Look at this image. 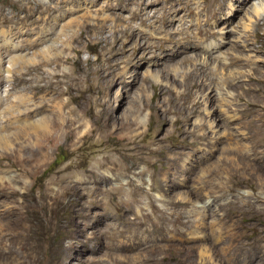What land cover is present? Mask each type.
Wrapping results in <instances>:
<instances>
[{"label": "rangeland", "instance_id": "obj_1", "mask_svg": "<svg viewBox=\"0 0 264 264\" xmlns=\"http://www.w3.org/2000/svg\"><path fill=\"white\" fill-rule=\"evenodd\" d=\"M259 2L0 0V264H264Z\"/></svg>", "mask_w": 264, "mask_h": 264}, {"label": "bare ground", "instance_id": "obj_2", "mask_svg": "<svg viewBox=\"0 0 264 264\" xmlns=\"http://www.w3.org/2000/svg\"><path fill=\"white\" fill-rule=\"evenodd\" d=\"M250 1H252V0H243V3H248V2H250ZM59 2V1H58ZM259 4V6H264V4L262 3V4H260V2L258 3ZM260 8L261 7H258V6H256V5H253V12H254V14H255V16H258L259 14V10H260ZM2 9V8H1ZM45 9H43L42 8V11H44ZM33 11V10H32ZM47 11V10H46ZM50 11V10H49ZM29 12V11H28ZM27 12V13H28ZM45 12V11H44ZM41 13V12H40ZM32 14V13H31ZM41 15V14H40ZM22 22V20L20 19V18H17L16 17V19H13V18H11V17H9V16H6L5 14H4V12L2 13L1 12V10H0V27H2V26H4V25H6V24H11L12 26H13V24H20ZM31 23V22H30ZM8 26H10V25H8ZM246 26V25H245ZM249 26V25H248ZM14 27V26H13ZM29 27H30V25H29ZM34 28V27H33ZM245 28V27H244ZM249 28V27H248ZM9 29V28H8ZM3 30V29H1L0 30V57L2 56V54L5 52V51H8V50H11V49H14V48H17V46H15V44L13 43V42H11V38H15V37H17L18 35H19V29H13V28H10V30ZM247 29V28H246ZM204 34V33H203ZM213 34V33H212ZM206 36V35H205ZM190 39V38H189ZM31 41H33L32 39H31ZM38 41V40H37ZM29 45H31V46H33V45H35V41H34V44L33 43H29ZM216 48V47H215ZM16 50V49H15ZM2 51H3V53H2ZM6 53V52H5ZM14 60V59H13ZM12 60V61H13ZM48 62H49V60H47ZM10 63V62H9ZM46 64V63H45ZM9 72V71H8ZM24 76H26V75H24ZM49 76V75H48ZM47 78V77H46ZM42 79V78H41ZM49 79V78H48ZM17 82V81H16ZM14 83V82H13ZM22 84V83H21ZM46 85H47V88H49L50 86H51V83H50V81H48L47 83H46ZM37 91V90H36ZM48 91V90H47ZM31 113L30 112H28L27 113V116H29ZM32 134V133H31ZM1 136V135H0ZM2 137V136H1ZM31 138L32 139H37V147H36V149H35V151H36V155L37 154H40V155H42L43 153H44V151H45V149H46V146H47V144L49 143V141H50V138H51V136H50V133H49V131H48V129L46 130H43V132L42 133H35V135H33V136H31ZM4 139V138H3ZM0 142H1V138H0ZM3 142H5V141H2L1 143H3ZM2 145V144H1Z\"/></svg>", "mask_w": 264, "mask_h": 264}]
</instances>
